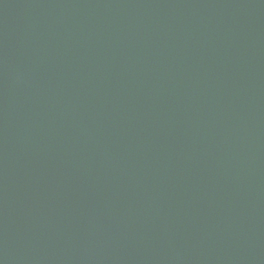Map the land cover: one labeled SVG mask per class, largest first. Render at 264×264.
Returning a JSON list of instances; mask_svg holds the SVG:
<instances>
[{
    "label": "water",
    "instance_id": "95a60500",
    "mask_svg": "<svg viewBox=\"0 0 264 264\" xmlns=\"http://www.w3.org/2000/svg\"><path fill=\"white\" fill-rule=\"evenodd\" d=\"M0 264H264V0H0Z\"/></svg>",
    "mask_w": 264,
    "mask_h": 264
}]
</instances>
